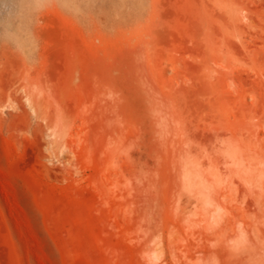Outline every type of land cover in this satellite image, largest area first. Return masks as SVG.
<instances>
[{"label": "rangeland", "instance_id": "1", "mask_svg": "<svg viewBox=\"0 0 264 264\" xmlns=\"http://www.w3.org/2000/svg\"><path fill=\"white\" fill-rule=\"evenodd\" d=\"M0 264H264V0H0Z\"/></svg>", "mask_w": 264, "mask_h": 264}, {"label": "bare ground", "instance_id": "2", "mask_svg": "<svg viewBox=\"0 0 264 264\" xmlns=\"http://www.w3.org/2000/svg\"><path fill=\"white\" fill-rule=\"evenodd\" d=\"M237 11H238V9H237ZM237 11H236V13H237ZM258 136V135H257ZM258 138V137H257ZM185 177L187 176L186 174L184 175ZM199 177V176H198ZM200 182H201V180H199L198 181V183L200 184ZM255 182V181H254ZM254 182H248V184H250L251 186L254 184ZM192 185V184H191ZM198 186V185H197ZM218 187V188H217ZM254 187V186H253ZM189 188V187H188ZM213 188H214V191H213V193L217 196V198H221V197H224V193H223V191H222V188H220L218 185L217 186H213ZM190 203H192V202H190ZM221 208H223V209H225L226 211H227V209L226 208H224V207H221ZM194 217H195V214H194ZM211 218H212V216H211ZM214 219V218H213ZM212 219V220H213ZM205 221H207L208 222V220H205V219H198L197 220V223L198 224H202V223H207V222H205ZM197 223H196V225H197ZM193 225H194V223H193ZM193 227H196V226H193ZM202 229V228H201ZM153 254V256H152V258H153V260L154 261H157L158 260V256L155 254V253H152Z\"/></svg>", "mask_w": 264, "mask_h": 264}]
</instances>
